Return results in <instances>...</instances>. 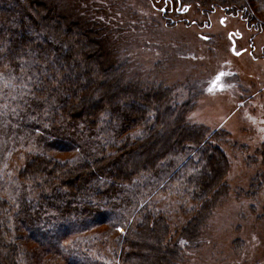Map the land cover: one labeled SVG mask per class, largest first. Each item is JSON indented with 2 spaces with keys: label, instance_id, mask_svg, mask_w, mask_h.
<instances>
[{
  "label": "trees",
  "instance_id": "16d2710c",
  "mask_svg": "<svg viewBox=\"0 0 264 264\" xmlns=\"http://www.w3.org/2000/svg\"><path fill=\"white\" fill-rule=\"evenodd\" d=\"M167 1L209 12L220 7L264 29V0ZM45 4L0 0V264H179V248L167 242L168 222L148 198L175 177L180 189L169 188L171 195L181 194L182 203L187 197L203 200L179 235L196 241L210 208L205 199L227 169L221 154L202 146V127L185 124L196 102L192 88L177 104L174 88L141 90L126 82L124 63L108 61L103 31L90 17L54 14ZM34 7L44 9L43 15L35 17ZM250 87L241 89L245 98L236 108L246 99L252 102L249 110L256 104L262 88L251 93ZM139 125L135 142L122 137ZM257 136L252 143L262 146ZM126 148L124 158H106L107 149L123 156ZM18 150L30 154L14 174L9 161ZM52 151L70 152L72 158H52ZM172 158H180L181 166ZM103 223L115 236L110 261L92 246L106 236L91 232ZM12 230L18 245L4 243Z\"/></svg>",
  "mask_w": 264,
  "mask_h": 264
},
{
  "label": "rangeland",
  "instance_id": "374dc122",
  "mask_svg": "<svg viewBox=\"0 0 264 264\" xmlns=\"http://www.w3.org/2000/svg\"><path fill=\"white\" fill-rule=\"evenodd\" d=\"M41 1L54 14L90 17L89 21L103 31L108 61L124 63L125 71L121 74L126 82L138 83L140 88H174L172 95L177 104L188 99V88H192L196 102L186 112L185 124L202 127V146L221 154L227 169L222 184L214 193L211 191L212 197L205 199L210 208L204 214L196 241L186 242L179 235L203 200L187 197L182 203L181 194L171 195L169 188L178 189L177 192L180 189V181L175 177L148 198L155 214L168 222L167 242L174 241L179 248V264H264V144L258 146L251 140L256 133L258 141L264 140V29L250 27L239 16L226 15L220 7L209 12L196 6L173 5L167 0ZM43 10L34 7L32 12L38 17ZM263 13L264 10L260 14ZM233 73L237 75L234 77ZM248 84L253 85L248 91L251 93L262 88L261 93L255 94L256 104L250 107L251 112L250 100L242 101L238 108L235 104L240 97L245 98L241 89H248ZM152 118L149 115V124L154 125ZM141 129L140 125L132 126L122 137L134 141L141 136ZM106 151L108 159L124 158L127 148L123 156L115 150ZM29 154L28 150L14 152L9 169L17 174ZM49 155L59 160L72 158L70 152L52 151ZM177 159L180 158H172L175 167L181 166ZM103 224L91 230L106 235L92 246L110 261L115 236ZM119 232L124 233L120 229ZM17 233L12 230L5 234L4 243L16 245ZM134 259L137 258L131 256L132 262H136Z\"/></svg>",
  "mask_w": 264,
  "mask_h": 264
},
{
  "label": "bare ground",
  "instance_id": "6f19581e",
  "mask_svg": "<svg viewBox=\"0 0 264 264\" xmlns=\"http://www.w3.org/2000/svg\"><path fill=\"white\" fill-rule=\"evenodd\" d=\"M209 115H210V116H211V115H213L212 111H211V112H209Z\"/></svg>",
  "mask_w": 264,
  "mask_h": 264
},
{
  "label": "water",
  "instance_id": "95a60500",
  "mask_svg": "<svg viewBox=\"0 0 264 264\" xmlns=\"http://www.w3.org/2000/svg\"><path fill=\"white\" fill-rule=\"evenodd\" d=\"M231 50L233 51V46H232Z\"/></svg>",
  "mask_w": 264,
  "mask_h": 264
}]
</instances>
